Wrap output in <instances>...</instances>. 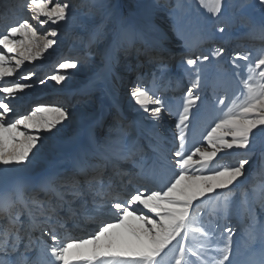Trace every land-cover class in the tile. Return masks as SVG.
I'll return each mask as SVG.
<instances>
[{"label": "snow or ice", "instance_id": "1", "mask_svg": "<svg viewBox=\"0 0 264 264\" xmlns=\"http://www.w3.org/2000/svg\"><path fill=\"white\" fill-rule=\"evenodd\" d=\"M198 3L216 18L227 8L226 0ZM259 4L264 9V0ZM84 6L87 11L79 17L69 0H23L12 6L24 15L0 33V172L27 168L46 134L58 136L71 120L64 106L53 105H38L16 117L12 102L34 86L36 73L19 76L25 82L9 78L57 44V28L40 37L37 25L71 20L87 26L107 7L103 0ZM192 11L188 0H175L168 8L176 35L190 51L212 39L202 28L189 27ZM111 23H93L88 33L89 46L106 42L109 73L121 53L138 52V45L147 47L152 40L122 17ZM243 26L256 27L249 20ZM259 28L264 32V20ZM217 31L224 34L225 27ZM226 54L231 73L223 69ZM150 63L155 65L151 78L138 74L129 89L131 100L147 113V124L117 117L103 139L89 135L75 149L70 167L53 168L35 181L17 180L10 191H0V264H233L236 233L229 221L234 214L248 223L249 264H264V216L256 227L258 213L264 214V152L255 164L252 159L258 139L254 130L264 136V49L253 57L214 45L194 58L185 56L178 74L191 86L179 103L165 97L172 84L168 63L160 57H150ZM77 66L65 60L58 65L65 74L58 71L49 79L63 82L67 70ZM220 79L235 81L237 91L216 96L214 110L220 115L202 119V110L206 114L209 108L204 89L211 86L215 96ZM170 117L175 119L169 138L162 129ZM221 153L234 156L235 163L221 164ZM124 162L133 169L125 170ZM257 175L258 185L253 182ZM126 186L135 191L122 199ZM82 223H94L96 230L86 238L72 236ZM257 241L258 251L253 247Z\"/></svg>", "mask_w": 264, "mask_h": 264}, {"label": "bare ground", "instance_id": "2", "mask_svg": "<svg viewBox=\"0 0 264 264\" xmlns=\"http://www.w3.org/2000/svg\"><path fill=\"white\" fill-rule=\"evenodd\" d=\"M85 1L86 5L89 0ZM20 3H23V0H0V22L3 23L1 28L9 27L16 19L24 15L23 12L19 14L21 10L12 7ZM103 3L107 7L103 9L102 15L98 13L94 21H90L87 26H84L82 22L74 23L69 20L67 23L61 22L59 25H45L40 27V30H42L39 34L40 37L45 36L49 28H57L59 32L56 38L58 41L57 44L53 48L48 49L37 60L26 62L13 77L9 78L11 82H25L18 79V73L20 71L31 66L38 70L44 69V66L49 61L48 59H51L53 56L52 53L57 51L58 46L63 45L64 47L67 42L74 40L71 49L73 54H68L67 60L77 61V68L67 70V79L63 82L56 84L57 82L50 81V90L48 91L50 93L48 97L50 101L44 102L46 98L42 100L44 102L43 105L64 106L69 111L71 120L64 122V130L58 136L52 137L50 134H46L47 138L41 141L42 147L37 156L39 159H34L27 168L14 172H0V191H10L17 180L35 181V179H39L53 168L70 167L69 157L79 145L87 142L89 135L94 136L98 140L103 139L107 135L110 127L116 121V119L114 121L111 119V114L114 109L120 114V120L125 123L137 121L142 124H147V113H141L139 107L134 104V101L130 98L129 89L133 86L131 82L132 75H144L149 79L150 73L155 71V65L150 63V57L161 56L162 58L166 57V61H171L167 63L171 70L174 84L165 92V97L177 103L176 98L182 92L185 84H183L178 74V68L181 62L176 65L172 59L183 50H186L187 47L184 41L176 35L173 28V20L168 12L169 6L174 4L175 0H103ZM188 3L193 8V24L189 26L190 28L220 25L223 15L230 14L231 16L235 12L243 14L240 16L243 21H251L258 29H260L259 25L264 20V9L261 8L259 0H226L227 8L219 18L212 17L206 9L199 5L198 0H188ZM124 5H129L128 9L132 6L129 14L128 11L125 12L122 10ZM150 5L151 7H149ZM78 7L77 16L79 17L82 12L87 11V7L84 6L83 9H79L80 7ZM94 11L96 10L94 9ZM121 17L133 23L136 27L148 32L152 40H154L153 38H159V40L154 41L160 45V48L158 50L151 47L143 49L144 45H138L140 49L138 52L132 50L127 55L121 53L119 63H114L111 73H109L105 67L108 62L105 52L106 42L100 40L89 46L88 33L93 23H100L102 20H106L108 21V26L111 27V22ZM164 28L166 32H164ZM240 28H245L243 31H248L249 29L245 26ZM253 33V35H246V38H248L246 44L241 45L240 42L234 41L229 50L237 52L241 46L246 45L243 50L252 51L256 56L258 51L264 48V32L260 30L259 32ZM253 41H262L263 43L260 46H254L255 42ZM201 47L197 46V49H195L196 54L201 52ZM243 50H240V52H243ZM169 55L170 58H168ZM127 56H129L128 59L126 58ZM225 57L222 59V63L225 62ZM143 65L146 66L147 70L139 73V67H143ZM59 74L65 73L59 71ZM35 86L36 84L34 82L32 88L26 89L24 93L19 94L13 100L12 106L14 109L17 108L19 110L23 104L25 105L33 97L37 98L39 96V92L34 90ZM119 88H122L121 92H119ZM174 119V117L168 118L162 129L169 138L171 136ZM109 121L113 122L109 123ZM99 127L102 128V131H98ZM142 143L146 145L147 141H142ZM128 165L132 166V170L133 165L130 163L126 164L124 162L121 166L126 170V166ZM152 186L155 187L154 185ZM132 191H135L134 187ZM128 192H130L129 189L121 191V198L126 199ZM103 218L110 219L112 217L104 216ZM80 225H83V223ZM84 226L85 228H96L94 223H84ZM229 226L233 227L236 233L233 237L232 256H235L236 252L239 251L240 258L238 260L241 259L245 262L244 264H249L251 251L247 247L245 235L248 226L247 221H233ZM78 232L79 230L73 235L78 236ZM253 247L256 249L255 245Z\"/></svg>", "mask_w": 264, "mask_h": 264}, {"label": "rangeland", "instance_id": "3", "mask_svg": "<svg viewBox=\"0 0 264 264\" xmlns=\"http://www.w3.org/2000/svg\"><path fill=\"white\" fill-rule=\"evenodd\" d=\"M70 3H72L73 5H77L79 6L78 8L79 9H83L84 8V5H85V0H69ZM129 5H124L122 10H124L125 12L128 11V14L130 13L129 11L132 9V6H130V9H128ZM21 12H19V14H21ZM243 14H240V13H236L234 15H231L230 14H225L223 15L222 17V20H221V23L220 25H214V26H205L203 27V31L206 33V34H212V39L208 40L207 42L199 45L198 47H201V52H207L209 49H211L214 45L216 46H224L226 47L227 49H230L231 48V45L235 42H240L241 45L242 44H246L247 39L246 38V35H253L254 33L253 32H259L260 29L258 28H254L252 30L248 29V31H243L244 29L240 28V27H244L243 26V19L242 16ZM234 16V17H233ZM239 20V21H238ZM238 23V24H237ZM241 23V25H240ZM2 22H0V33H3L6 31L7 27H4V28H1L2 26ZM220 26H224L225 27V33L222 34V33H219L217 31V28L220 27ZM193 28V27H191ZM240 28V29H239ZM43 29V28H41ZM242 29V31H241ZM240 30V31H239ZM254 30V31H253ZM42 30H40V26H37V32L38 34H40ZM164 32H166V29L164 28ZM240 32V33H239ZM243 32V33H242ZM245 34V35H244ZM245 36V37H244ZM154 40H159V38H153ZM154 40H151L150 41V45L145 47L143 46V49L144 48H155V49H159L160 48V45L156 43V41ZM255 42V41H253ZM74 43V40L72 41H69L67 42V44L63 47L62 46H58L57 47V51L55 53H52V57L51 59H48V63H46V65L44 66L45 68L44 69H41V70H38L36 69L35 67L33 68V66L29 67V68H25L23 69L22 71H20L18 74L19 76H21L22 74H27V72H35L36 75L32 78V81L31 82H35L36 86L34 87L35 91L39 92V96L37 98H34L26 103L25 105L23 104L22 107H20V109L18 110L17 108L15 109V112H14V115L16 117H18L19 115H23V114H27L28 112H30L35 106H38V105H43L44 102H47V101H50L49 100V95L50 93L48 92L50 89H49V82L52 81L49 79V77L53 74H57L58 71V65L59 63L67 60L68 58V54L72 53V44ZM258 43V44H257ZM262 41L260 42H255L254 43V46L258 45H262ZM246 45H243L241 46L240 50L242 51L243 49H245ZM195 49H192L191 51L186 48V50H183L182 52L179 53V55L175 56V58L172 59L173 63H175L176 65L179 64L182 60V58H184L186 55H192L194 57V55L196 54L195 53ZM264 49V48H262ZM237 51V52H240ZM261 50V49H260ZM243 52H251L252 51H247V50H243ZM259 53V51H258ZM253 57L255 56L253 53H252ZM258 54H256L255 57H257ZM159 57V56H158ZM127 59L129 58V56L126 57ZM160 58H162L160 56ZM166 57H163V59H165ZM168 58H170V55L168 56ZM223 59V58H222ZM167 59H165L166 61ZM175 61V62H174ZM166 62H171L170 60L169 61H166ZM223 64V69L225 72L227 73H231L232 72V66L230 64V57L226 54V57H225V62L222 63ZM53 67V69H52ZM57 69V70H56ZM146 71L147 68L146 66L143 65V67H139V73H143V71ZM50 72V73H49ZM138 73V71H137ZM215 73V68L211 69L210 70V78H211V75ZM17 74V75H18ZM136 77L135 75H132V78H131V82L132 84H134L136 82ZM151 78V77H150ZM149 78V79H150ZM39 80H44L45 83L44 84H40L39 83ZM183 81V84H185L183 86V90L182 92H180V95H178V97L176 98L177 99V103L180 102V99L181 97L184 95V93L186 92V89L187 87H190V82L187 80V78H184L182 79ZM58 84V83H56ZM174 84V81H172V84L171 86H173ZM150 86V85H149ZM237 88H238V84L233 81V80H228V79H220L216 82V95L214 96L213 95V88L211 86L209 87H206L204 89V92H203V97L205 99V102L209 105V108H208V111L207 113L205 114L202 110V119L205 117L206 115V120H212L214 117H217L220 115V113L216 112L214 110V101L216 99V96H219V95H223L224 91L227 90L229 92V95H234L237 91ZM58 89V88H57ZM121 89L122 88H119V92H121ZM126 93V92H125ZM46 98V101H42L43 99ZM238 102V101H237ZM117 117H121L120 114L117 113L116 109H114L112 111V114H111V119H116ZM113 121H109V123H112ZM206 122V121H205ZM102 128H104V126H102ZM102 128H98V131H102ZM254 132L257 133L258 135V139H257V142H256V146H255V151L254 153L252 154V159L254 160L253 162L256 163L260 156H261V153L264 152V136H259V129H256L254 130ZM221 157H223V159L220 160V163L221 164H226V163H235V160L236 158L234 156H226L225 154L221 153L220 154ZM37 159H39L38 157H36ZM219 159V158H218ZM126 164H128L126 162ZM131 165L129 166H126V170H131ZM252 171H257V169L254 167L252 169ZM261 177L259 175H257L254 179V183L255 184H259V181H260ZM37 180V179H35ZM132 188V189H131ZM127 189H129V191H132L133 190V187L132 186H126L124 189H122L121 191H126ZM261 216H264V214H261V213H258V221H257V229L259 228V219L261 218ZM110 219H114V217L110 218ZM238 220H242L241 217L238 215V214H234L232 219L230 220L231 222H238ZM231 222H229V224H231ZM90 224V223H88ZM77 230H79L78 232V236L77 235H73ZM96 228H93V227H89V228H85L84 226V223L83 225H78L73 231H72V236L74 237H77V238H86V236L90 233H92L93 231H95ZM80 231L82 232L80 234ZM256 246V250L258 251L259 248H260V243L259 241L256 242L255 244ZM232 258L234 259L233 260V264H244L245 262L241 259L238 260L239 257V251L236 252L235 256H232Z\"/></svg>", "mask_w": 264, "mask_h": 264}]
</instances>
